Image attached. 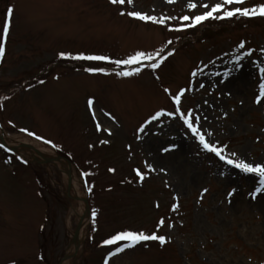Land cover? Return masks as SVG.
<instances>
[{
	"label": "rangeland",
	"instance_id": "1",
	"mask_svg": "<svg viewBox=\"0 0 264 264\" xmlns=\"http://www.w3.org/2000/svg\"><path fill=\"white\" fill-rule=\"evenodd\" d=\"M190 2L197 3L195 10ZM216 2L0 0V46L5 48L0 130L68 158L90 205L87 213L82 202L71 199L70 179L55 164L34 160L26 144L14 146L22 149L19 154L0 144V264H264V191L252 196L259 177L204 152L178 119L165 116L138 132L157 111L174 109L166 88L175 95L190 87L182 108L199 109L202 130L212 133L209 139L246 162L264 163V99L255 102L264 82L258 70L264 66L259 63L264 62V17L210 19L170 30L184 15L206 11L203 3ZM260 4L264 0H247L240 7ZM10 7L14 12L5 39ZM129 11L165 18L166 24L141 21ZM242 41L243 50L238 48ZM161 48L164 54L174 49V55L158 69L148 66L155 61L117 66L60 56L115 60ZM251 49L256 51L236 69L235 57ZM137 68L138 75H116ZM105 140L109 143H101ZM171 145L176 147L162 151ZM84 213L88 227L83 237L79 231L80 242L70 255ZM121 231L162 235L167 242L142 241L110 256L128 241L103 242Z\"/></svg>",
	"mask_w": 264,
	"mask_h": 264
},
{
	"label": "snow or ice",
	"instance_id": "2",
	"mask_svg": "<svg viewBox=\"0 0 264 264\" xmlns=\"http://www.w3.org/2000/svg\"><path fill=\"white\" fill-rule=\"evenodd\" d=\"M110 2L114 5H124L127 4H133V0H110ZM169 2H174V0H169ZM247 3V0H219V2L214 3L213 5H210L209 3H203L201 6L206 9L202 14L189 16L184 15L181 18V23L177 27L170 28L171 31H184L189 28H195L198 25L202 24L205 21L208 20H228L232 19L234 17H248V18H255L257 16L264 17V4H260L254 7H240V5H245ZM233 5H237L236 7H233ZM189 8L195 10L197 8V3L190 2ZM14 8L10 7L8 9V22L3 28V36L5 39H7L9 34V29L11 26V18L13 16ZM124 12H121V15H124ZM128 16L134 17L136 19H139L141 21H151L153 23L158 24H166L165 18H159L156 16H151L148 14H143L140 11H129L127 12ZM167 19H173L172 17H168ZM245 43L246 42H240L238 45V48L243 50L245 49ZM168 45L173 44L172 40L167 41ZM256 51V49H251L249 51H245L243 53V56L237 55L235 57V67L238 69L239 67H242L241 61L245 57H251L253 53ZM260 52L262 55H264V48L260 49ZM165 49L161 48L156 50L155 52H146V51H136L134 54L128 56L126 59H115L112 60L110 57L102 56V55H77V56H70V54L60 53L61 58H65L66 56H69L71 59L76 60H96V61H110L111 63L120 66H133V65H139L145 61L154 63H149V67L152 69H158L160 68L161 64L167 60L170 56L174 55V49H169L166 54ZM5 55V48L3 46H0V61H2V58ZM254 64H257V61H253ZM264 63V62H259ZM90 72H105L104 69H87ZM260 73V79L261 81H264V66H261L258 68ZM202 72V70H200ZM140 73V69L137 68L135 72L133 71H119L116 73V75L121 77H131L134 75H138ZM197 72H193L192 76H196ZM230 75V72H226L225 76ZM58 78V77H57ZM158 78V77H157ZM222 82V81H221ZM40 83H44V81H40ZM200 88L204 87V84L201 83L199 85ZM259 88V94L256 97V103L260 104L261 100L264 99V82H260L258 85ZM190 87L181 88L178 90V92L173 95L169 89H165L164 91L169 94L170 98L172 99L174 103V109L172 111H165L163 109L157 111L154 115L150 117V119L146 122L145 125H142L138 132L143 133L145 131V128L147 124H151L153 121H158L160 118L168 116L172 117L173 119H178L179 121H182L183 126L185 127V134L191 135L193 138H195L198 142V145L200 148L209 154H214L216 157H219L221 161H224L227 165L232 166L235 169H239L241 172L245 174H255L259 177V186L256 187L255 192L252 193L253 198H255L257 193H261L264 191V163H249L246 162L244 159L237 156L235 152L227 153V145L218 146L216 142L211 141L209 138L212 136L211 132H208L207 134L202 130V124L201 119L202 116L199 112V109L192 108L184 110L182 108V98L185 97L186 92L190 91ZM7 99V97H5ZM89 106L91 107L94 103V99L90 98ZM2 107V105H0ZM203 119H207V117H203ZM99 128V125H97ZM21 131H27L26 129H21ZM109 134L111 135V131L109 130ZM29 135H35V133H29ZM37 139H42V137H37ZM46 143L51 144V141H45ZM101 143L107 144L109 141H102ZM53 147L55 145L53 144ZM176 147L175 145H171L169 148H164L162 151L167 152L170 151L172 148ZM149 171H155V169L148 165ZM110 171H115V169H110ZM137 173V176L140 178L141 181L144 180L145 176L139 169L135 170ZM161 171H164V169H161ZM87 175V173H85ZM91 191V189H89ZM208 189H204L203 193L201 194V199L203 198V194L206 193ZM235 189H232L228 193L229 197H231L235 193ZM231 202V201H229ZM157 207L159 205L157 204ZM178 205L173 206V211L176 210ZM164 223V219L161 218L159 222V226H162ZM158 240L161 245H164L167 240L165 236H158L156 234H146L143 231H121L118 234L112 236L109 239H106L103 243L104 245H113L118 241H128L123 247H117L115 251L111 252L110 256H115L118 253H122L125 251L126 248H132L136 245L140 244L142 241H156ZM105 264H108V261H105Z\"/></svg>",
	"mask_w": 264,
	"mask_h": 264
},
{
	"label": "bare ground",
	"instance_id": "3",
	"mask_svg": "<svg viewBox=\"0 0 264 264\" xmlns=\"http://www.w3.org/2000/svg\"><path fill=\"white\" fill-rule=\"evenodd\" d=\"M1 130H0V140H1ZM4 140L8 143L11 144L13 146L15 145H23V144H28L26 138L24 139L23 136L19 135V136H15V137H11L8 135H4L3 136ZM39 144H37L36 142L32 143V147L36 150H39L40 152H42V155H45L47 158H56L58 155L57 153H55V151H53L52 149L50 150H46L44 147L42 148V146H40L39 148ZM34 152H36L35 150H32ZM56 166L61 169L64 173V178L65 179H70V194L72 197L77 198L79 200V202L81 203V205L83 206V210L86 208V192L81 190L80 185H81V181L78 179L74 169L69 165L68 162H66L65 160H58L55 162ZM82 210V211H83ZM84 222L82 224V229L80 230V234L83 237L84 233L87 230L88 227V223H89V216L87 214L84 213ZM80 242V239L78 241V243ZM78 243L74 244L72 246V248L70 249V254L74 253V251L76 250V247L78 246Z\"/></svg>",
	"mask_w": 264,
	"mask_h": 264
},
{
	"label": "water",
	"instance_id": "4",
	"mask_svg": "<svg viewBox=\"0 0 264 264\" xmlns=\"http://www.w3.org/2000/svg\"><path fill=\"white\" fill-rule=\"evenodd\" d=\"M45 162L46 163L54 162V159H47V158H45ZM78 234H79V230L77 231V234L75 235L74 241L77 240Z\"/></svg>",
	"mask_w": 264,
	"mask_h": 264
}]
</instances>
